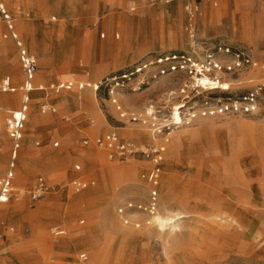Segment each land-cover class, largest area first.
I'll list each match as a JSON object with an SVG mask.
<instances>
[{"label": "rangeland", "instance_id": "374dc122", "mask_svg": "<svg viewBox=\"0 0 264 264\" xmlns=\"http://www.w3.org/2000/svg\"><path fill=\"white\" fill-rule=\"evenodd\" d=\"M193 1L198 39L243 46L256 62L220 73L217 89L197 86L186 72L156 75L155 65L114 79L162 51L189 49L184 0L180 16L164 0H4L36 58L38 88L31 92L36 120L28 103L12 198L0 211V264H264V0ZM8 32L0 17V82L10 75L17 88L0 91V177L10 147L7 119L21 107L24 82ZM69 82L71 89L49 88ZM94 83L102 84L93 90ZM251 90L263 97L258 113H200L207 103ZM175 111L183 122L163 126ZM156 125L163 128L155 134ZM110 131L139 148L165 145L157 212L166 202L172 220L164 226L153 221L155 213L137 212L129 223L119 213L127 201L147 199L142 173L149 164L139 154L110 159L94 142ZM37 175L52 189L33 200ZM75 179L95 183L77 190ZM56 228L65 233L56 236Z\"/></svg>", "mask_w": 264, "mask_h": 264}, {"label": "built area", "instance_id": "2783aa9c", "mask_svg": "<svg viewBox=\"0 0 264 264\" xmlns=\"http://www.w3.org/2000/svg\"><path fill=\"white\" fill-rule=\"evenodd\" d=\"M185 1V10L191 20L198 12L199 6L191 2V0ZM0 14L2 20L8 27L10 34L16 40L19 47L20 59L25 73V83L22 86L24 91L23 104L20 110L12 113L11 117L7 120V133L10 139L9 150V162L5 174L0 177V209L11 198L15 187V176L17 162L19 159V153L22 146L24 137L25 121L28 114L29 93L34 89L33 79L37 70L36 59L31 55L24 47L22 42L18 39V36L14 30L13 19L8 13L5 4L0 0ZM189 34L191 38V44L188 50L181 51H164L152 55L146 60H142L135 63L128 69L121 72L116 78L126 79L131 76L140 74L149 66L155 65L156 75H166L175 72H186L193 77L194 83L197 86H206L210 89H217L221 86L220 73L224 71L243 70L256 65L253 59L252 52L243 46L228 45L225 42L217 41L208 43L201 41L197 38L195 31L192 28L191 23L188 25ZM225 53L229 57L233 58V61L224 60L221 55ZM198 55H202L199 57ZM203 79H206L205 81ZM204 81V83H203ZM102 84V83H101ZM96 85V89L101 85ZM119 84V82H118ZM73 83L67 84L61 83L58 85H52L51 89L59 90L60 88L71 89ZM83 84L79 87L83 88ZM16 87L12 85L11 77L6 76L0 83V91L8 92L15 91ZM263 97L261 98L258 91H248L239 98H229L216 105H209L208 103L200 110V113L204 116L216 115V114H253L258 113L263 105ZM116 102V100H114ZM180 114V113H179ZM190 118L197 116V110L188 113ZM169 120V121H168ZM168 121L166 125L178 126L183 122L182 117L177 120L174 117L172 119H166ZM162 126L156 125L154 133H160ZM156 134V133H155ZM85 144L89 143V139H84ZM95 144L108 152L110 159L118 158L125 159L128 156L139 154L149 166L142 173V178L149 185V192L147 199L142 200H129L121 207H119V213L124 216L125 223H129L130 217L135 213H154L160 203V183L163 174V164L165 159L166 147L161 142H155L153 144L146 145L142 148L136 147L134 143L125 141L115 131H110L102 136L95 138ZM40 143L37 142V145ZM55 146L59 145V142L54 143ZM77 170L81 169L80 164H76ZM77 190L87 188L95 183L93 179H75L72 181ZM52 187L48 184L43 175H38L30 196L33 200L38 199L42 195L48 193ZM81 223L84 220L80 221ZM140 222L136 221L135 225L140 226ZM55 235H61L65 233L64 229L56 228ZM87 255L85 252L80 253L79 259L85 260Z\"/></svg>", "mask_w": 264, "mask_h": 264}, {"label": "crops", "instance_id": "0c3cea01", "mask_svg": "<svg viewBox=\"0 0 264 264\" xmlns=\"http://www.w3.org/2000/svg\"><path fill=\"white\" fill-rule=\"evenodd\" d=\"M3 2H4V0H2ZM165 1V3H170L171 2V8H170V11H171V13H173L174 15H178V16H180L179 14H178V11L180 10V3L178 2V1H181V0H164ZM191 2L192 3H194V4H197L198 5V2H195V1H193V0H191ZM4 4H5V2H4ZM184 5H185V1H184ZM5 7H6V9H7V11H8V8H7V6H6V4H5ZM8 13L10 14V12L8 11ZM11 15V14H10ZM196 15V14H195ZM195 15H194V17H195ZM0 17H1V20H2V16H1V14H0ZM194 17L190 20L189 19V17H188V15H187V13H186V20H185V25H184V28H185V30H186V32L188 33V35H189V38H190V34H189V28H188V25H189V23H191V25H192V28H193V30L195 31V27H194ZM202 19L203 20H205L206 19V15L204 16V15H202ZM3 21V20H2ZM3 23H4V21H3ZM5 24V23H4ZM6 25V24H5ZM14 25V24H13ZM7 27V26H6ZM7 29H8V27H7ZM8 31H9V29H8ZM8 33H10V31L8 32ZM196 33V32H195ZM17 34V33H16ZM103 36H104V34H102ZM17 36H18V34H17ZM198 38V37H197ZM18 39H19V37H18ZM191 39V38H190ZM20 40V39H19ZM16 41V40H15ZM17 43V42H16ZM23 44V43H22ZM17 47H18V45H17ZM24 47V46H23ZM18 49H19V47H18ZM26 49V48H25ZM27 50V49H26ZM184 50V49H183ZM169 51H180V50H169ZM162 52H164V51H162ZM161 53V52H160ZM31 54V53H30ZM19 55H20V52H19ZM32 55V54H31ZM34 56V55H33ZM36 59V58H35ZM21 60V59H20ZM36 63H37V61H36ZM38 66V65H37ZM132 66V65H131ZM130 66V67H131ZM23 72H24V70H23ZM36 74V73H35ZM7 76H10V75H7ZM6 77V76H5ZM4 77V78H5ZM11 77V76H10ZM3 78V79H4ZM2 79V80H3ZM25 79H26V77H25V73H24V82H23V84H22V86L24 85V83H25ZM2 82V81H1ZM0 82V83H1ZM11 82H12V79H11ZM72 83V82H71ZM58 84H61V83H58ZM58 84H56V83H53V84H51V85H49V88L51 89V86L52 85H58ZM12 85H13V83H12ZM80 85V84H79ZM87 85H92V83L89 81V82H87ZM94 85V88H93V90L94 89H96V83H94L93 84ZM22 86L20 87V89L21 90H23L22 89ZM33 86H34V89L32 90V91H34V90H37V88H38V86H37V84H36V80H35V76H34V79H33ZM15 87V86H14ZM84 87V86H83ZM80 88V87H79ZM17 89V88H16ZM41 89H44V86H42V85H40V89L39 90H41ZM81 89V88H80ZM51 90H53V89H51ZM16 91V90H15ZM31 91V92H32ZM9 92V91H8ZM11 92H14V91H11ZM31 92L29 93V104H30V111H29V113L31 112V109H32V104H33V96H31ZM82 94L83 95H85V94H87L88 95V93H86L85 91L84 92H82V93H80V94H78V96H77V99L80 101V100H82ZM23 97H24V91H23V96H22V104H23ZM22 104H21V107H22ZM29 104H28V106H29ZM43 107L44 106H46L47 107V104L44 102L43 103V105H42ZM21 107L20 108H18V106L16 107V110L14 111V112H17L18 110H20L21 109ZM79 107V106H78ZM29 109V108H28ZM14 112H11V113H14ZM8 120V119H7ZM90 120V119H89ZM93 123V121H91L90 120V122H89V124H92ZM42 125V122L40 123V125L38 126V127H40ZM33 128V127H32ZM8 134V133H7ZM42 136H43V138H45V139H49V137H50V132L48 131V130H44L43 132H42ZM23 139H24V137H23ZM37 142H39V143H41V141L40 140H38V141H36L35 142V144L37 145ZM55 142H59V141H55ZM54 142V143H55ZM53 143V144H54ZM60 143V142H59ZM10 144H11V142H10ZM22 144H23V141H22ZM40 145V144H39ZM55 146V145H54ZM21 149H22V146H21ZM21 149H20V153H21ZM9 150H10V147H9ZM20 153H19V159H20ZM19 159H18V161H19ZM8 162H9V155H8ZM8 162H7V166H8ZM17 168H18V162H17ZM17 168H16V174H17ZM6 169H7V167H6ZM5 172H6V170H5ZM5 172H4V174H5ZM3 174V175H4ZM2 175V176H3ZM1 176V177H2ZM38 176V175H37ZM15 179H16V176H15ZM0 211H1V209H0ZM78 259H79V257H78ZM80 260V259H79ZM82 261V260H81Z\"/></svg>", "mask_w": 264, "mask_h": 264}, {"label": "bare ground", "instance_id": "6f19581e", "mask_svg": "<svg viewBox=\"0 0 264 264\" xmlns=\"http://www.w3.org/2000/svg\"><path fill=\"white\" fill-rule=\"evenodd\" d=\"M32 48V47H31ZM36 51V50H35ZM38 51V50H37ZM37 53V55H41V52H36ZM204 81L206 80V79H203ZM204 81H203V83H204ZM16 90V89H15ZM1 106H3V105H1ZM44 107H46V106H44ZM11 112H14V111H12V110H10ZM33 111H34V108L32 107V114H33V117H32V120H36V116L34 115V113H33ZM174 115H175V119H179L180 118V116H179V112H177V111H175V113H174ZM43 160V159H42ZM173 195H174V193L172 192L169 196H167V198H172L173 197ZM177 198V197H176ZM177 200H179L180 202L178 203V204H180V203H182V204H185V199H177ZM163 213H159V212H157V210L154 212V213H152V214H147L148 216H152L153 214H154V216H153V221L155 222V223H157V224H159V225H161V226H164L167 222H170L171 220H172V217H170L169 215L170 214H167V212H168V206H166V202H164V204H163ZM167 211V212H166ZM179 211V210H178ZM177 211V212H178ZM181 211V210H180ZM136 214V213H135ZM182 214V213H181ZM185 215V214H184ZM172 216V215H171ZM174 217V216H173ZM183 217V216H182ZM176 222V221H175ZM171 224V223H170ZM174 224V223H173ZM175 226H177V225H174V227ZM163 228H165V227H163Z\"/></svg>", "mask_w": 264, "mask_h": 264}]
</instances>
